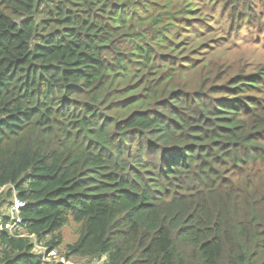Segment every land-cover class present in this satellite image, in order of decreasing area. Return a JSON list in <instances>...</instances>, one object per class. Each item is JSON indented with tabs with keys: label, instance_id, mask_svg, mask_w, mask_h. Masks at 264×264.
I'll use <instances>...</instances> for the list:
<instances>
[{
	"label": "trees",
	"instance_id": "1",
	"mask_svg": "<svg viewBox=\"0 0 264 264\" xmlns=\"http://www.w3.org/2000/svg\"><path fill=\"white\" fill-rule=\"evenodd\" d=\"M213 18L216 21L213 22ZM264 0H0V264H264ZM12 186V188H10Z\"/></svg>",
	"mask_w": 264,
	"mask_h": 264
},
{
	"label": "rangeland",
	"instance_id": "2",
	"mask_svg": "<svg viewBox=\"0 0 264 264\" xmlns=\"http://www.w3.org/2000/svg\"><path fill=\"white\" fill-rule=\"evenodd\" d=\"M216 21V18H213V22ZM255 30H250L246 32V37L249 40H243V38L234 39L233 46H231L230 51L227 52V55L230 56L232 53L236 56H244L249 59L251 64L264 63V34L261 36L259 42L256 44L253 43V38L255 35ZM7 209L2 213V217L7 215ZM77 226L71 217H69V222L67 225L62 227L59 231L60 237L62 239L61 244L56 248L60 255H65V248L67 244H71L77 240ZM69 264H82L83 260L75 262L73 259L68 257ZM97 264V261L94 263Z\"/></svg>",
	"mask_w": 264,
	"mask_h": 264
},
{
	"label": "built area",
	"instance_id": "3",
	"mask_svg": "<svg viewBox=\"0 0 264 264\" xmlns=\"http://www.w3.org/2000/svg\"><path fill=\"white\" fill-rule=\"evenodd\" d=\"M12 188V186H10ZM26 206V201L19 198L15 192L12 194L11 200L7 206V215L0 218V232L3 230L13 233V230L21 225L22 218L20 216V209ZM34 250L41 255L45 262H55L58 264H69L66 258L58 253L55 249H46L45 247L37 245L34 241Z\"/></svg>",
	"mask_w": 264,
	"mask_h": 264
},
{
	"label": "clouds",
	"instance_id": "4",
	"mask_svg": "<svg viewBox=\"0 0 264 264\" xmlns=\"http://www.w3.org/2000/svg\"><path fill=\"white\" fill-rule=\"evenodd\" d=\"M31 238H32V244H33V249H32V252L33 253H35V254H37V255H39V257L41 258V255L40 254H38L35 250H34V248H35V246H34V241L36 240L35 239V237L34 236H31ZM36 242H37V240H36ZM37 245H39V246H42V245H40V244H38L37 243ZM42 247H44V246H42ZM46 248V247H45ZM47 249V248H46ZM49 250V249H48ZM55 250H57V249H55ZM62 256H64L65 257V255H62ZM42 259V258H41ZM43 260V259H42ZM67 260V259H66ZM44 261V260H43ZM68 261V260H67Z\"/></svg>",
	"mask_w": 264,
	"mask_h": 264
},
{
	"label": "crops",
	"instance_id": "5",
	"mask_svg": "<svg viewBox=\"0 0 264 264\" xmlns=\"http://www.w3.org/2000/svg\"><path fill=\"white\" fill-rule=\"evenodd\" d=\"M9 202H10V200H9ZM9 202L8 203H5L3 206H2V208H1V212L3 213L6 209H7V206H8V204H9ZM1 213V214H2ZM2 217V215L0 216V218Z\"/></svg>",
	"mask_w": 264,
	"mask_h": 264
}]
</instances>
